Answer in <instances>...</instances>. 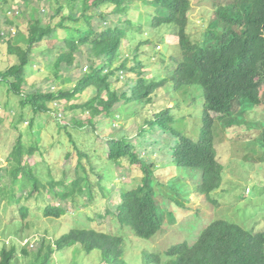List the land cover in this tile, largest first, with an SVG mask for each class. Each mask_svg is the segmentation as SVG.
Here are the masks:
<instances>
[{
    "label": "trees",
    "instance_id": "16d2710c",
    "mask_svg": "<svg viewBox=\"0 0 264 264\" xmlns=\"http://www.w3.org/2000/svg\"><path fill=\"white\" fill-rule=\"evenodd\" d=\"M209 1L214 6L211 24L203 41L196 42L187 31L190 0H0L4 25L17 27L16 32L0 28V46H6L9 60L0 69V86L20 98L22 109L33 113L21 120L32 128L38 117L53 112L50 103L62 99L69 102L93 88L95 96L79 109L88 112L89 124L102 116L112 120L109 125H115L105 144L102 165L96 162L90 166V157L80 152L73 181L67 183V173L63 180L49 175L52 183L44 188L46 195L59 198L61 204H46L44 217L59 219L79 209L87 204L80 203V195L90 196L93 201L96 192L106 196V191H113V183L106 182L112 167L123 176L125 170L141 174L135 188L119 194L120 202L114 210H106L120 234L93 227L72 228L52 243L42 242L36 251L28 249L29 243L18 244L20 255L30 258L29 264H54L52 255L65 250L72 251L73 264L91 253H97L102 264H264V232L224 220L210 221L193 243L172 245L161 253L145 249L163 227L158 208L163 207L171 217L179 210L190 209L186 204L189 199L184 201L190 184L180 180L194 178L195 194L216 204L210 195L221 186L223 168L214 149L215 118L211 114L219 115L216 120L220 125L226 119V125H221L224 129L239 127L242 122L248 123L246 130L255 133L253 128H262L258 123L264 115V0ZM25 8L24 14H31L20 24V11L13 14L12 10L23 12ZM140 8L148 9L144 21ZM144 27L151 29L150 34L145 33L148 37ZM164 29L178 38L176 52L170 55L167 65L164 52L155 51V47L152 52L142 50L154 46V32ZM156 35L161 36L159 32ZM154 59L157 63L147 73ZM42 68L46 71L44 77L51 81L45 91L29 83V76ZM73 69L78 78L72 90H55L54 84L73 82L67 76ZM192 85L201 87L204 99L203 128L195 140L174 125L175 105L164 109L156 104L159 92H180ZM237 109L242 115L235 118L232 112ZM126 111L136 119L138 128L131 124V129L125 130L129 125L121 115ZM244 114H249L248 122L241 119ZM155 145L161 148L159 160ZM21 148L19 143V165ZM164 153L168 158H162ZM173 168L179 174L183 172L184 177H177ZM89 173L96 179L95 184L88 182L86 189ZM12 174L15 178L20 175L22 180L28 175L36 179L27 167L17 166ZM57 187L64 190L55 194ZM17 212L24 218L28 209L21 207ZM125 230L130 235L124 234ZM134 249L141 251L136 255ZM17 251L12 243L9 249L3 246L0 264H18Z\"/></svg>",
    "mask_w": 264,
    "mask_h": 264
},
{
    "label": "rangeland",
    "instance_id": "374dc122",
    "mask_svg": "<svg viewBox=\"0 0 264 264\" xmlns=\"http://www.w3.org/2000/svg\"><path fill=\"white\" fill-rule=\"evenodd\" d=\"M190 4L187 31L194 41L201 42L210 27L214 6L209 0H190ZM26 10L27 8L23 12L21 9L12 10L13 14L15 11H20L17 16L20 24L28 16L30 17L31 12L27 14L28 16L24 14ZM140 12L144 21L149 16L146 13L148 9L143 8ZM4 14V11L0 9V28L4 31L13 29L12 31L16 32L17 27L7 28L4 25ZM20 26V28L23 27V25ZM143 32L147 36L151 29L144 27ZM157 32L161 34L160 37H157ZM157 32H154L152 38L155 42L154 46L143 47L142 50L152 52L155 47V51L164 52L167 57L165 65H167L170 55L176 52L178 38L173 36L168 29ZM143 58L146 59L145 53ZM156 63L157 59L151 60V66L146 69V72H150ZM8 64L6 46L3 44L0 46V69ZM45 72V69L42 68L39 73H32L29 76V83L34 84L33 87L42 86L45 91L46 87L51 84V81L44 77ZM68 75L71 76L73 82L54 84L55 90H72L75 84L74 80L78 76L75 69L71 70ZM39 78L42 80L36 82ZM95 94L93 88H88L69 102L62 99L53 104L50 103L53 112L38 117L31 128L27 122L21 120L22 116L32 117L31 110L22 109L20 98L0 86V250L3 246L9 249L12 243L19 253L21 248L18 244L29 243L28 249L36 251L42 242L44 245L52 243L54 239L72 228L93 227L105 230L107 233H121L112 223V216L106 214V210L113 211L120 202L119 194L138 185L141 174L136 171L125 170L123 176V172L112 167L107 171L106 182L111 181L114 189L106 191V196H101L100 192H96L93 201H91L90 196L83 198L80 195V203L87 204L80 206L81 209L65 213L59 219L47 218L43 214L46 204H61L59 198L48 197L44 190L52 183L50 174L56 180H63L64 173H67L70 176L67 178V183H70L74 180L75 168L81 153L83 156L90 157V166L96 162L102 165V162L105 161L103 155L107 152L105 144L107 138L112 136L115 125H109L112 120L102 116L95 117L89 124L88 112L79 109ZM156 104L161 105L164 109L175 105L176 109L172 114L176 128L193 140L200 135L204 114L203 91L200 86H185L180 92L166 89L165 92L158 93ZM232 115L235 118L242 115L241 110H235ZM211 116L215 118L213 124L214 149L217 153V161L223 168L221 186L210 195L213 200H216V204L207 202L203 196L195 194L194 178L188 181L185 178L180 180L181 183L188 185L189 182L190 184L188 193L184 195V201L189 199L186 204L190 209L179 210L171 217L168 212H164L163 207L158 208V216L163 227L155 238L145 244L147 252L161 253L172 245L184 242L193 243L197 233L213 220H224L238 224L247 230L264 232V140H262L264 138V115H261L263 121L258 123V126L262 127L261 130L253 128L257 133L259 131L260 136L250 129L246 130L248 123L240 122L239 127L233 126L224 129L222 126L226 125V119L223 121L224 125L221 124V126L216 120L219 115L212 113ZM248 118L249 114L248 117L247 114L241 117L243 121L245 120L244 122H248ZM121 120L129 125L125 126V130L129 131L131 124H134V128H138L137 121L130 111L122 113ZM94 126H96L95 129ZM244 131L246 133L242 135L240 132ZM19 143L23 154L20 158V165L17 163L16 156V148ZM154 149L156 159L159 160L161 148L155 145ZM30 150H32L31 153ZM162 158H168V155L164 153ZM86 161V158L82 159L84 165H86ZM17 166L31 169L36 179H33L32 175H28L24 180L20 175L15 178L12 170ZM173 169L177 177H184L183 172L179 174V170ZM82 175H84L83 171ZM95 179V174H88L85 182L86 189L88 182L93 183ZM63 190L64 188L57 187L54 192L58 194ZM83 193L87 194L89 190L87 193ZM157 200L160 201V198L158 197ZM21 207L28 209L24 218L17 212V209ZM165 208L170 210L169 207ZM124 234L130 235L128 230H125ZM140 251L141 249H134L133 252L137 255ZM18 256V264L30 263V258H23L20 253ZM51 258L54 264H73L74 262L71 250L54 253ZM99 260L97 253H91L83 260L81 259L79 264H102Z\"/></svg>",
    "mask_w": 264,
    "mask_h": 264
}]
</instances>
